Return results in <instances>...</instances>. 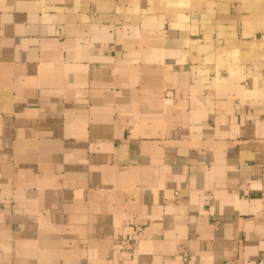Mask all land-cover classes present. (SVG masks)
<instances>
[{"label":"crops","instance_id":"0c3cea01","mask_svg":"<svg viewBox=\"0 0 264 264\" xmlns=\"http://www.w3.org/2000/svg\"><path fill=\"white\" fill-rule=\"evenodd\" d=\"M263 33L264 0H0V264H264Z\"/></svg>","mask_w":264,"mask_h":264},{"label":"built area","instance_id":"2783aa9c","mask_svg":"<svg viewBox=\"0 0 264 264\" xmlns=\"http://www.w3.org/2000/svg\"><path fill=\"white\" fill-rule=\"evenodd\" d=\"M260 38L264 41V33L261 34ZM135 230L136 231H141V226L139 224L135 225ZM138 239V236L136 235H127V236H123L120 239V255L122 256V258H124L126 256L127 253V249L129 247V245L133 242L136 241ZM264 259H261L260 263H263Z\"/></svg>","mask_w":264,"mask_h":264}]
</instances>
